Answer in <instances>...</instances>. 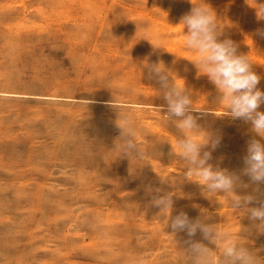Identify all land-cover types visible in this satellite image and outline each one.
Listing matches in <instances>:
<instances>
[{"label": "rangeland", "instance_id": "1", "mask_svg": "<svg viewBox=\"0 0 264 264\" xmlns=\"http://www.w3.org/2000/svg\"><path fill=\"white\" fill-rule=\"evenodd\" d=\"M200 2L0 0V264H191L186 232L170 235L150 204L157 189L173 194L172 216L205 215L264 260V234L223 194L204 193L184 177L183 133L166 118L160 85L150 78L149 66L163 63L186 86L193 107L208 111L193 112L197 123L222 137L209 162L240 174L247 142L260 137L225 117L215 85L185 45L178 24ZM205 2L216 13L218 39L248 55L264 91V20L255 9L264 0ZM124 116L140 158L117 147ZM193 239L215 248L199 230Z\"/></svg>", "mask_w": 264, "mask_h": 264}, {"label": "clouds", "instance_id": "2", "mask_svg": "<svg viewBox=\"0 0 264 264\" xmlns=\"http://www.w3.org/2000/svg\"><path fill=\"white\" fill-rule=\"evenodd\" d=\"M192 5L178 25H183L187 49L197 56L194 64L198 72L215 85L217 102L226 106L225 117L250 124L251 131L260 137L257 139L254 136L247 142L243 157L245 167L240 174L214 167L209 162L222 137L197 123L198 117L193 112L206 114L208 111L193 107L192 95L186 86H180L163 63L149 66L150 78L160 85L159 93L166 102V118L183 133L178 147L179 158L187 164L184 177L202 186L204 193L223 194L235 212L242 213L258 233L264 234V111L260 110L264 105V91L257 87L261 76L253 70L254 64L248 55L237 54L238 46L231 39H218L221 28L210 5L205 0ZM255 9L257 19L264 20V3ZM152 46L163 49L159 44ZM158 108L162 111L164 106ZM117 126L121 130L117 139L121 154L140 158L143 153L135 142L131 117L124 116ZM201 132L205 133L203 140L196 138ZM206 147L210 150H204ZM241 175L247 176L250 183H244ZM251 185L255 186L251 194H237L238 187L248 188ZM150 204L159 209V216L167 219L170 235L175 237L178 233L186 232L187 239L183 241L182 249L191 264H264L257 251L242 242L244 239L240 235L208 223L205 215L193 220L181 210L172 216L174 200L171 192L161 194V190L157 189L151 195ZM254 204L258 206H252ZM198 230L203 240L215 248L193 239Z\"/></svg>", "mask_w": 264, "mask_h": 264}, {"label": "bare ground", "instance_id": "3", "mask_svg": "<svg viewBox=\"0 0 264 264\" xmlns=\"http://www.w3.org/2000/svg\"><path fill=\"white\" fill-rule=\"evenodd\" d=\"M140 53V52H139ZM142 61V60H141ZM129 76V75H128ZM98 90V89H97ZM244 168V167H243ZM239 190V189H238Z\"/></svg>", "mask_w": 264, "mask_h": 264}]
</instances>
